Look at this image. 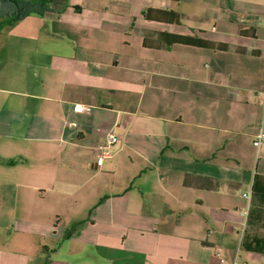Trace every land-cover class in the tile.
<instances>
[{"label": "crops", "instance_id": "obj_1", "mask_svg": "<svg viewBox=\"0 0 264 264\" xmlns=\"http://www.w3.org/2000/svg\"><path fill=\"white\" fill-rule=\"evenodd\" d=\"M262 118L264 0H52L3 26L0 264L264 263L242 246Z\"/></svg>", "mask_w": 264, "mask_h": 264}, {"label": "trees", "instance_id": "obj_2", "mask_svg": "<svg viewBox=\"0 0 264 264\" xmlns=\"http://www.w3.org/2000/svg\"><path fill=\"white\" fill-rule=\"evenodd\" d=\"M15 5V9L7 13L1 20L0 16V30L3 26L13 25L15 22L32 14L43 15L45 11L50 9L52 0H9ZM143 15L149 19H156L167 22H180V15L172 9H159L149 7L143 11ZM159 39L164 43H183L193 46L210 47L218 49H226L228 46L225 43H214L210 40L204 39L198 34L183 35L173 32H160ZM145 46H152L153 44L144 39ZM251 206L247 218V225L254 224L262 218L264 212V162L261 169L257 168L252 185ZM256 212V213H255ZM242 246L247 251H254L264 254V235L251 234L247 231L244 233Z\"/></svg>", "mask_w": 264, "mask_h": 264}, {"label": "built area", "instance_id": "obj_3", "mask_svg": "<svg viewBox=\"0 0 264 264\" xmlns=\"http://www.w3.org/2000/svg\"><path fill=\"white\" fill-rule=\"evenodd\" d=\"M75 110L79 112H90L91 107L90 106H83V105H76ZM120 140V136L116 133H109L107 136V142L101 146L97 147V164L102 165L105 158L109 155L111 146L115 143H117ZM254 145L261 149L264 145V130L261 128V130L257 133L255 139H254ZM232 264H242L237 259H235ZM247 264V263H243ZM264 264V263H260Z\"/></svg>", "mask_w": 264, "mask_h": 264}, {"label": "rangeland", "instance_id": "obj_4", "mask_svg": "<svg viewBox=\"0 0 264 264\" xmlns=\"http://www.w3.org/2000/svg\"><path fill=\"white\" fill-rule=\"evenodd\" d=\"M261 126L264 130V118H262V122H261ZM256 162H257V168L259 167V170L262 167V164L264 162V147L263 149L257 154L256 153ZM251 193H249L250 195ZM251 199V197H250ZM250 206H248V211H247V216H246V221L248 218V213L250 211V208H252V210L254 209V206H251V204L249 203ZM256 213V212H255ZM247 231L251 234H259V235H264V212H263V216L261 219H259L258 221H256L254 224L251 225H247L246 227Z\"/></svg>", "mask_w": 264, "mask_h": 264}]
</instances>
